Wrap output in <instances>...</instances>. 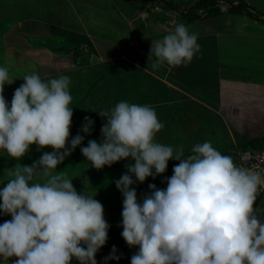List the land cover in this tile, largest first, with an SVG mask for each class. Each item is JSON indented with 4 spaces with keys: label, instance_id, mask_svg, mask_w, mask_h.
Listing matches in <instances>:
<instances>
[{
    "label": "clouds",
    "instance_id": "clouds-1",
    "mask_svg": "<svg viewBox=\"0 0 264 264\" xmlns=\"http://www.w3.org/2000/svg\"><path fill=\"white\" fill-rule=\"evenodd\" d=\"M197 40L198 34L177 23L151 43L152 69L190 62L200 52ZM12 83L9 69L0 67V150L17 161L0 188V215L11 217L0 224L3 264L10 258L9 264H97L110 227L104 207L96 194L77 191L56 170L77 147L98 171L134 162L114 181L123 198L121 237L138 249L130 264H264V209L254 207L264 174L234 163L225 155L231 149L223 155L205 141L185 157L182 145L174 150L155 139L164 124L151 105L127 101L92 111L104 121L100 138L82 146L94 121L85 116L70 139L69 76L45 81L36 72L26 74L9 104L3 93ZM32 145L42 155L22 165ZM170 160L178 163L162 181L166 187L149 184L138 199L134 185L163 175ZM119 258L113 246L104 262Z\"/></svg>",
    "mask_w": 264,
    "mask_h": 264
},
{
    "label": "rangeland",
    "instance_id": "rangeland-1",
    "mask_svg": "<svg viewBox=\"0 0 264 264\" xmlns=\"http://www.w3.org/2000/svg\"><path fill=\"white\" fill-rule=\"evenodd\" d=\"M48 1L50 0H0V6L4 11V15L0 13V25L5 24L7 21H12L14 27L12 36L10 31H6L5 35L2 37L3 41L5 42L8 39L14 44H24V40L17 35V30L23 29L26 32L34 33V36L29 35L26 37L29 43H33L35 40L37 42L44 41L53 47L55 45L53 37H65V35H60L58 33L62 32L63 25L72 28L71 30L73 31L82 28V23L75 21L73 18L74 15L71 14L70 9L68 10V7L62 5L63 0L56 5H45ZM90 1L97 5H101L98 8L94 6L95 14L98 13L101 15H106L108 9L118 14L119 12L129 13V9L134 7V5L125 6V8L124 6L121 7L118 0H115L118 6L105 8L107 3L104 0H99V3L97 0ZM208 1L210 5L207 4ZM139 2L142 3V7L140 8L144 17V19L139 22L142 24L143 35H145V32H147L150 26L147 18L149 12L152 14L153 23L156 25L155 41L162 39L168 32L172 31L177 23H184L189 28L190 32H194L198 35L201 33L203 34V36L201 35L198 37L197 43L198 45L203 44V46H208H204L202 49L212 52V49L216 46V53L209 54L208 58L213 60V64L217 57L219 59V70L216 68L212 70V66H209V68H211V72L221 76V96L223 97L232 87L236 89V95L240 92L245 94L243 91L245 89L251 92L247 94L248 102L246 108L242 111L244 117L237 119V122H231L227 117L224 118L228 124L227 126L231 128V134L227 133L229 135V141L234 139L236 146L233 147H239L238 141L242 138L244 140L242 142L247 148L260 149L261 145L258 144V140H264V0H140ZM24 4L26 5L23 8L22 5ZM205 5L209 6L206 7ZM55 6L58 7L54 10ZM73 6L76 7L75 4H73ZM73 6L70 5V8ZM44 12H46L48 16H46ZM83 13L84 14H81L82 16L87 15L88 17H92L90 16L91 14H88L90 12ZM92 14H94V12ZM32 16L36 17V20H43L42 18L49 20H44L46 23L35 25H32V22L23 21ZM88 17L86 18L89 20ZM95 19H97L96 16ZM29 20L33 21V19ZM62 21L65 24L61 23ZM108 22L107 19L101 17L96 22L90 21L87 27L92 26L95 31L94 33H98L102 37H97L93 40L96 46L95 48L103 54H114L118 52L119 46L125 45L118 43L120 35L125 31L115 28L114 25H108ZM21 25L22 28H20ZM106 25L109 27L105 30L103 26ZM144 25L145 29H143ZM1 31L2 28L0 27V35ZM42 33H44L43 36ZM146 41L149 43L148 38ZM15 50H17L19 54L22 52V49L19 47H16ZM14 53L16 52L14 51ZM16 55L17 54H14V56ZM6 57L8 58L10 66L14 68H16V64L21 62L22 65L28 68L26 70H28L29 74L33 72L39 74V72H41L40 66L33 62L35 64L34 66L33 63L27 61V56L23 54H20L18 57L19 61L13 59L11 54H7ZM73 57L75 58L76 56L74 55ZM134 58L140 64L145 63L140 55H136L133 59ZM95 59L96 58L91 57V62H94ZM104 65L106 64H102L100 68L104 69L106 67ZM114 67L116 70L113 72L114 75L111 74V81L106 78L102 80L100 86V89H102L101 93L98 91L93 92L99 93V96L95 95V97L100 99V101H103L104 98H110L111 101L103 102L104 109H111L118 103L115 101L117 95H121L120 101H127L129 103L144 105L153 102L151 106L155 109L159 120L164 124V128L155 137L157 142L173 146L174 150L182 145L185 157L191 154L192 146L196 143H201L204 139L201 128L203 122L207 120H205V118H185L182 123H179V129L174 128L176 123L171 125V120L177 122V117L175 116L177 114L171 111L172 108L169 105H158L159 97L164 101V96L167 97V95H160L153 101L154 95L158 94L157 90L160 92V87L157 85L158 88H155L156 93H137L138 89L135 91L133 85H137L138 80H140V84L143 85L144 83L147 85L149 81L148 78L141 73L139 75V72H134L135 76L133 74L130 78L124 80L118 71L120 70L121 72L122 70L125 72L126 69H120L119 63H114ZM186 68L187 69L183 70H188V73L194 74L193 62L188 63ZM173 69L177 68L173 67ZM178 71L177 74H180V70ZM60 75H64V73L59 74L57 72L54 76L58 77ZM21 76L22 78L24 77V75ZM67 76L69 75L67 74ZM14 77L16 78H13L14 82L11 85H7V89L13 90L9 93L8 91H4L3 93L9 104L11 103L14 90L22 84L20 83L21 81H18L20 85L15 82V80H18L20 77ZM102 77H104L103 72ZM42 79L45 81L48 80L47 77ZM115 79L118 82L115 81ZM215 80L216 79L213 81ZM81 88L80 84L76 86L70 85V94L78 92L77 95H80ZM149 88L151 91L154 89L153 85ZM143 90H141V92H143ZM195 92L199 93L198 90H195ZM211 93L212 91L205 94L210 95ZM75 96L76 95H72L73 100L70 107L73 105L78 108V103H80V109H78L80 111L77 110L78 112H73L70 139L77 135L85 115L94 121V126L99 127L98 129H101V125L104 123L97 113H91V111H99V108L95 105L96 101H84L83 105L85 106H83L80 99ZM170 96H172V94H170ZM91 105L93 107L92 109ZM199 120H201V123ZM208 121L210 122V118ZM240 127L243 129L242 131ZM214 130L216 142L219 144V140H222L220 138V131H223V129L219 126H215ZM98 138H100V132L96 135L92 131L91 136H85L82 146H86L88 140L99 141ZM211 140L213 141L214 139ZM229 150L230 149H225V152ZM42 151L50 152L52 149L45 148ZM218 151H220L221 154L224 153L223 150ZM41 155L42 152H38L36 146L32 145L29 153L24 156L19 163L22 165H30L34 160L39 159ZM124 162L134 163L129 160H123L111 167H105L98 171L91 168L90 163L85 161V158L81 155L80 148L77 147L75 151L64 160L63 164L59 165L56 169L58 172L63 171L69 179H72V183L77 191H83L93 196L96 194L95 199L99 200L104 207V218L108 224H110V227L107 243L96 254L95 259L97 260V264H100L104 261L105 257L109 256L113 246L116 248V255L126 256L128 258H131V256L138 251L137 248H129L126 244H122L124 242L121 237L122 228L117 227V223L121 222L120 209H122L123 199L121 194L117 191L114 181L118 180L121 175L125 173V166H120V164ZM16 163V160H13L4 151L0 150V188H2L3 183L9 179L6 169H11ZM176 163L178 162L170 160L167 170L163 175L157 176L155 179L149 177L143 184H138V186L142 187L139 190L140 194L148 192L146 189H148L149 184H155L157 188H162L165 184L162 183V181H166V178L169 177L167 173L169 167L173 168ZM103 190H107L111 196L114 194V197L110 198L111 196H109V198H107L108 200H106ZM109 200L114 204H110L108 202ZM260 202L255 205L256 208L264 207V204ZM9 219H11L10 216L0 215V224ZM114 226L117 227L116 229H119L116 235L111 233V228H114ZM11 259L13 258H10L7 264H9ZM0 264H3L2 260H0ZM72 264H77V262L73 260Z\"/></svg>",
    "mask_w": 264,
    "mask_h": 264
},
{
    "label": "crops",
    "instance_id": "crops-1",
    "mask_svg": "<svg viewBox=\"0 0 264 264\" xmlns=\"http://www.w3.org/2000/svg\"><path fill=\"white\" fill-rule=\"evenodd\" d=\"M60 1L62 0H50L45 5H56ZM97 1L98 3L100 2L99 0ZM104 1L107 3L105 8L118 6L115 0ZM139 1L118 0V3L121 5V7L124 6L125 8V6L127 7L131 5H134V7H131V9H129V13L119 12L118 14L116 12H111L108 9L106 15H101L98 13L95 14L94 11L95 7L98 8L101 5L92 3L90 0H63L62 5L68 7V10L70 9L71 14L74 15L73 18L75 19V21H79L82 23V28H80V30L73 31L71 30L72 28L63 25V28L61 30L62 32L58 33L60 35H65V37H53V40L55 42V45L53 47L45 43L44 41L37 42L35 40L33 43H29L26 37L29 35L34 36V33L26 32L23 29L17 30V35L24 40V44H14L8 39L4 42L2 37L5 35L6 31H10L12 36V30H14L12 21H7L5 22V24L0 25V27L2 28L0 35V67H7L9 69L13 82V78H15L14 76H18L20 78H18V80H15V82L18 83V81H21L20 83H23V78L21 75L25 76L26 74H29L28 70H26L28 68L22 65L21 62L16 64V68H14L13 66H10L8 58L6 57L7 54H11L13 59L19 61L18 57L20 56V54H23L24 56H27V61L31 63L34 62L38 66H40L41 72H39V75L41 78H54V75H56L57 72L59 74L64 73V75L68 74L71 80L70 85L76 86L80 84L82 87V90L79 93L80 95H77L78 92L71 95H76L75 97H78L80 99L82 105L84 101H96L95 105L99 108V110H101L104 109L103 102H108L111 100L108 97L109 99L104 98L103 101H100V99L96 98L95 95L99 96V93H101L102 89H100V86L103 79L106 78L111 81V74H113L114 70H116V68L114 67V63H119L120 69H126L125 72H123L122 70L121 72L120 70L118 71V73L121 74L122 79L125 80L126 78H130L131 75L134 74V72H139V75L141 73L148 78L149 81L147 85L144 83L143 85L140 84V80H138L137 85H133V89L135 91L136 89H138L137 93H156L155 88H158L159 86L160 92L159 90H157L158 94L154 95L153 101L160 95H167V97L164 96V101H162V99L159 97L158 105H169L172 108L171 111L177 114L175 115L177 117V122L171 120V125L176 123L174 128L179 129V123H182L185 118H205V120L207 121L203 122L202 124L201 129L204 135V139L201 143L210 141L214 148L223 151H225V149H231V147L236 146L234 139H232V141H229V135L227 133L231 134V128L227 126L228 124L226 123L224 118L227 117L231 122H237V119H241V117H244L242 115V111L246 108V104L248 102L247 94L248 92H251L245 89L243 90L245 94L240 92L238 93V95H236L237 91L234 87H232L231 90L226 92L223 97L221 96V76L211 72V68H209V66H212V70H214V68L219 70L218 57L215 59L214 64L213 60H210L208 58L209 54L216 53V46L212 49L213 51L210 52V50L202 49V47L208 45H199L200 52H198L190 61L193 62L194 74L188 73V70H183L187 69L186 66L190 62L182 63L180 65L164 64L158 69H152L151 64L152 59L154 58L148 60V56L151 43L155 42L156 40V25L153 23L152 14L148 12L149 15L147 14V18L150 26L147 32H145V35H143L141 26L142 24L139 22L144 19V17L142 15L143 13H141L142 11L140 8L142 7V3H140ZM73 4H75L76 7H74ZM25 5L26 4L22 5L23 8ZM70 5L73 7L70 8ZM57 7L58 6H55L54 10ZM83 12H90L88 14H91L90 16L92 17H88L87 15L82 16L81 14H84ZM93 12L94 14H92ZM0 13L4 15V11L1 6ZM44 14L48 16L46 12H44ZM95 16L97 19H95ZM86 17H88L89 20ZM101 17H104L105 19H107V21H109L108 25H114L115 28L120 30L123 29V31H125L122 35H120L118 41L119 44L125 45L119 46L118 52L114 54H103L99 52L95 48L96 46L93 40L97 37H101V35H99L98 33L95 34L92 26L87 27L90 21L96 22ZM29 19H33V21ZM29 19L23 21L32 22V25H35L46 23V21L44 20H49L44 18H42L43 20H36V17L34 16L30 17ZM61 23L64 22L62 21ZM107 27L109 26H103V29L106 30ZM20 28H22V25ZM143 29H145V25ZM43 35L44 33H42V36ZM201 35L203 36V34L201 33L198 35V37ZM147 38L149 40V43L146 41ZM16 47L22 49V52L20 54L17 50H15ZM14 51L16 53H14ZM14 54L17 55L14 56ZM74 55L76 56L75 58L73 57ZM136 55H140L144 59L145 63L140 64L137 60H135V58L133 59V57ZM91 57L96 58L94 62H91ZM102 64H106L104 65L106 66L104 69L100 68ZM173 67L177 69H173ZM146 68L147 70L145 71ZM178 70H180V74H177L179 72ZM102 72L104 77H102ZM214 79L216 80L213 81ZM115 81L117 80L115 79ZM20 83H18V85H20ZM152 85L154 87L153 91H151V89L149 88ZM6 89L7 85H5L4 91H8L9 93L13 90ZM141 90H143V92H141ZM195 90H198L199 93H196ZM95 91H98L99 93H93ZM210 91H212L210 95L205 94ZM170 94H172V96H170ZM116 98L117 99L115 101L120 102L121 95H117ZM148 104L153 105V102L147 103V105ZM78 105V108L72 105L73 112L80 111L78 110L80 109V103H78ZM92 105L91 109L93 108ZM91 113L93 114L94 112L91 111ZM209 118L210 122L208 121ZM199 121L201 123V120ZM215 126H219L223 129V131H220V138L222 140H219V144L218 142H216L215 138ZM240 129L241 131L243 130L242 127H240ZM211 139L214 140L212 141ZM242 141L244 140L240 138L238 144H241L239 142ZM172 169L173 168L169 167L167 171L169 177H171V175L173 174ZM165 187L166 182L162 188ZM146 191H148V189H146ZM137 193V196H139L140 192L138 191ZM120 223L121 222L117 223V227L120 225Z\"/></svg>",
    "mask_w": 264,
    "mask_h": 264
},
{
    "label": "built area",
    "instance_id": "built-area-1",
    "mask_svg": "<svg viewBox=\"0 0 264 264\" xmlns=\"http://www.w3.org/2000/svg\"><path fill=\"white\" fill-rule=\"evenodd\" d=\"M230 156L234 163L238 166L252 169L254 171H259L264 174V146L260 149L255 148H235L230 151V153L225 154ZM259 193L263 197L264 204V186H261ZM264 206V205H263Z\"/></svg>",
    "mask_w": 264,
    "mask_h": 264
},
{
    "label": "trees",
    "instance_id": "trees-1",
    "mask_svg": "<svg viewBox=\"0 0 264 264\" xmlns=\"http://www.w3.org/2000/svg\"><path fill=\"white\" fill-rule=\"evenodd\" d=\"M207 4H209L210 5V2L208 1L207 2ZM209 5H205L206 7L207 6H209ZM99 127H96V126H93V132L97 135L98 134V132H100V129H98ZM98 140H99V138H98ZM258 144H260L261 146H264V140H258ZM240 146V148H245L246 146L243 144V142L241 143V144H239ZM232 149H234V147H231V150ZM223 155H224V153H223ZM231 156V155H230ZM127 163H131V162H127ZM126 162H124V163H121L120 164V166L122 167V166H125V164H127ZM108 175H110V174H108ZM134 187L136 188V191L138 192L142 187L141 186H138V184H136V185H134ZM139 187V188H138ZM107 191V190H106ZM104 191L103 190V193H104V197L106 196V200H108L107 198H109V196H111L110 194H109V192L107 191ZM114 197V194H113V196H111L110 198H113ZM119 197H121V196H119ZM123 199V198H122ZM263 199V197L261 196V194L259 193L258 194V196H257V199H256V202H255V205L256 204H258L261 200ZM263 201V200H262ZM261 201V202H262ZM110 204H114L113 202H111L110 200L108 201ZM123 202V201H122ZM260 202V203H261ZM254 205V207H256ZM261 209H264V207H262ZM119 210V209H118ZM121 210V212H122V209H120ZM121 216V215H120ZM115 219V218H114ZM113 219V220H114ZM118 227H120V226H118ZM117 227L116 226H114V228H111V233L112 234H117V232H118V230L119 229H116ZM122 244H125V242H123ZM118 257H120L119 259H117V260H109L108 262H107V264H130V258H128V257H126V256H120V255H117ZM100 264H105V262L104 261H102Z\"/></svg>",
    "mask_w": 264,
    "mask_h": 264
}]
</instances>
